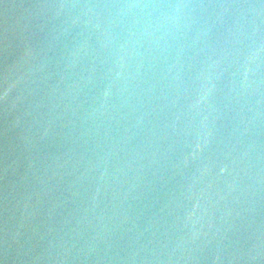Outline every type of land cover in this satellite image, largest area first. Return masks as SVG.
I'll return each instance as SVG.
<instances>
[{"label":"water","instance_id":"water-1","mask_svg":"<svg viewBox=\"0 0 264 264\" xmlns=\"http://www.w3.org/2000/svg\"><path fill=\"white\" fill-rule=\"evenodd\" d=\"M0 264H264V0H0Z\"/></svg>","mask_w":264,"mask_h":264}]
</instances>
